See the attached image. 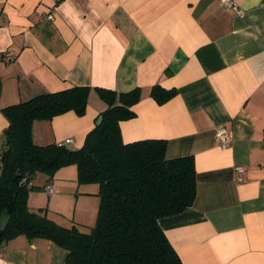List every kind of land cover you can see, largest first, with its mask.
<instances>
[{
	"label": "crops",
	"instance_id": "0c3cea01",
	"mask_svg": "<svg viewBox=\"0 0 264 264\" xmlns=\"http://www.w3.org/2000/svg\"><path fill=\"white\" fill-rule=\"evenodd\" d=\"M232 1L240 13L219 0H0V155L5 107L90 87L83 116L32 126L35 145L71 139L66 147L79 149L107 108L94 89H139L135 116L119 124L122 142L165 140L167 159L194 160L192 206L159 220L181 263L264 264V0ZM155 85L177 94L159 106L150 97ZM219 126L229 133L225 150L214 142ZM73 167L34 178L29 209L54 205L47 216L59 225L56 216L75 195V208L81 201L92 220L98 186L79 185ZM78 222L59 226L79 229ZM66 257L53 242L25 236L0 248V264H65Z\"/></svg>",
	"mask_w": 264,
	"mask_h": 264
},
{
	"label": "trees",
	"instance_id": "16d2710c",
	"mask_svg": "<svg viewBox=\"0 0 264 264\" xmlns=\"http://www.w3.org/2000/svg\"><path fill=\"white\" fill-rule=\"evenodd\" d=\"M2 56H0V61ZM106 104L102 121L89 131L81 148L33 143L32 126L73 112L83 116L90 87L73 86L44 93L1 109L8 127L0 155V217L9 222L0 248L17 236L45 239L67 251L65 264H182L159 227V220L182 213L196 195L192 157L166 158L165 140L123 143L119 124L132 119L140 90L117 94L95 88ZM177 92L155 85L150 97L161 106ZM68 166L79 185L96 184L100 203L96 224L88 232L54 223L45 210L31 211L30 192L37 174L49 180Z\"/></svg>",
	"mask_w": 264,
	"mask_h": 264
},
{
	"label": "rangeland",
	"instance_id": "374dc122",
	"mask_svg": "<svg viewBox=\"0 0 264 264\" xmlns=\"http://www.w3.org/2000/svg\"><path fill=\"white\" fill-rule=\"evenodd\" d=\"M68 148L69 149H72V148L76 149V146H69ZM70 168H72V167H70ZM57 172L55 173V175L57 174ZM55 175H54V177L57 176V175L56 176ZM40 176H44V175L37 174L35 176V178H36L35 181L37 180V182H38ZM74 198H75V195H72L69 199L70 203H64L63 204L62 209H61L63 211V213H62L63 215L59 216V217L56 216V219L58 220L57 223H59V225L69 226L71 221H73V220L76 222L81 221V222H78V224L80 225L79 229L81 231L88 232L89 229H91L95 226L98 212L96 210V212H95L96 214H95L94 218L91 220V217H90V219H89V217L87 215H84V212H87L86 210H84L85 204H82L81 201H79L78 205L75 208ZM53 207H54V205H52V207L49 209L43 208L42 210H45L46 213L51 214L52 212H55V210L52 209ZM86 217H88V218H86ZM82 221H86V222H82Z\"/></svg>",
	"mask_w": 264,
	"mask_h": 264
},
{
	"label": "built area",
	"instance_id": "2783aa9c",
	"mask_svg": "<svg viewBox=\"0 0 264 264\" xmlns=\"http://www.w3.org/2000/svg\"><path fill=\"white\" fill-rule=\"evenodd\" d=\"M219 2L225 8L232 9L236 13H240V10L237 8V6L235 5V3L232 0H219ZM52 18H53L52 13H50L46 16L47 20H52ZM6 59L11 60L12 55L9 54ZM214 142L221 150H225L228 148V146L230 144V138H229V133L225 127L219 126L216 129L215 135H214ZM71 143H72L71 139H66L62 142L57 143L56 145L58 147H66L67 145H69ZM236 181L241 182L242 181L241 176H238ZM46 191L48 194H51L53 192L52 188L49 186H47Z\"/></svg>",
	"mask_w": 264,
	"mask_h": 264
},
{
	"label": "water",
	"instance_id": "95a60500",
	"mask_svg": "<svg viewBox=\"0 0 264 264\" xmlns=\"http://www.w3.org/2000/svg\"><path fill=\"white\" fill-rule=\"evenodd\" d=\"M102 121V117L100 116L96 122V125H99ZM9 222L7 213H3L0 217V234L5 231L7 224Z\"/></svg>",
	"mask_w": 264,
	"mask_h": 264
}]
</instances>
